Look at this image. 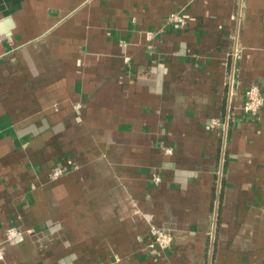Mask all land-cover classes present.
Returning a JSON list of instances; mask_svg holds the SVG:
<instances>
[{
	"label": "crops",
	"instance_id": "crops-1",
	"mask_svg": "<svg viewBox=\"0 0 264 264\" xmlns=\"http://www.w3.org/2000/svg\"><path fill=\"white\" fill-rule=\"evenodd\" d=\"M251 84L264 0H0V264H264Z\"/></svg>",
	"mask_w": 264,
	"mask_h": 264
},
{
	"label": "built area",
	"instance_id": "built-area-1",
	"mask_svg": "<svg viewBox=\"0 0 264 264\" xmlns=\"http://www.w3.org/2000/svg\"><path fill=\"white\" fill-rule=\"evenodd\" d=\"M169 21L182 24L183 19L178 15V14H170ZM234 55L237 54V49L234 48ZM264 103V98L262 94L260 93V90L257 85L251 84L244 92V97L240 105V109L247 115L249 116H256L261 109L262 105ZM231 98H230V93H229V98H228V107H227V112H226V117L223 122H221L219 119H211L209 121V127H217L220 132V138L222 140L221 143V155H220V170L218 172V187L220 183V177H221V168L223 165L224 161V155H225V148H226V134H227V128H228V120H229V114L231 110ZM164 154H171V148H163ZM63 174V169L59 166L53 167L49 174L48 177L50 180H55L62 176ZM153 182L158 183L160 181V177L157 174H154L152 176ZM149 234L150 237L147 240V247L148 248H168L172 242L173 239V234L170 230H165L156 226H151L149 229ZM17 231L14 228H9L6 230V236L8 239H12L17 235ZM1 258V254H0Z\"/></svg>",
	"mask_w": 264,
	"mask_h": 264
}]
</instances>
